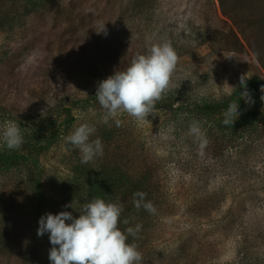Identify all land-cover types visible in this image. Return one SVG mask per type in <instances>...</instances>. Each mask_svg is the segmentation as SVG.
<instances>
[{"label": "rangeland", "instance_id": "rangeland-1", "mask_svg": "<svg viewBox=\"0 0 264 264\" xmlns=\"http://www.w3.org/2000/svg\"><path fill=\"white\" fill-rule=\"evenodd\" d=\"M233 1L225 0L223 13L218 0H149L138 7L133 0H0V128L15 121L30 134L19 150L0 147L17 155L9 169L0 168V216L8 218L0 264H51L49 233L38 237V222L47 213L69 212L65 187L75 185L70 178L81 153L66 137L82 123L95 125L91 139L113 133L102 142L104 150L117 149L129 169L158 162L177 205L197 197L203 206L193 218L157 217L164 230L144 246L155 257L147 264H166L165 254L174 264H264V93L249 90L259 106L252 126L240 124L250 107L239 99L242 75L264 78V0ZM103 25L106 36L96 32ZM203 33H211L208 40H200ZM163 42L179 56L165 98L176 100L173 109L156 107L143 122L123 114L120 127L111 119L104 124L96 96L85 100L96 95L99 82ZM231 100L242 112L232 128L222 123L227 108L200 109L207 103L228 107ZM193 120L209 141L203 155L189 135ZM40 195L59 210L37 208ZM182 237L190 239L183 247Z\"/></svg>", "mask_w": 264, "mask_h": 264}, {"label": "clouds", "instance_id": "clouds-1", "mask_svg": "<svg viewBox=\"0 0 264 264\" xmlns=\"http://www.w3.org/2000/svg\"><path fill=\"white\" fill-rule=\"evenodd\" d=\"M96 32L107 35L105 25ZM178 62V53L170 43L153 44L146 53H138L125 70L116 71L114 75L99 82L95 96L104 110L102 122L108 124L111 119L120 127L122 121L119 117L123 114L137 122L148 120L150 115L155 116L156 104L174 88L173 78ZM239 86L243 89L239 99H243L248 106L254 104L247 88V79L243 75ZM261 92L264 93V86ZM231 95L229 91L228 96ZM261 100H264V95ZM223 115L222 123L232 127L242 115L238 101L231 100ZM96 131L95 125L82 123L66 137V141L81 153L82 164L93 163L104 155L101 139H91ZM189 135L198 142L199 154L203 155L209 141L199 121L193 120L190 123ZM25 142L21 127L15 121L5 122L0 128V147L19 150ZM146 196L147 193L143 191L135 192L133 206L137 211L143 208L154 215L157 209L151 201H146ZM65 207H73V203ZM123 212L121 204L96 197L82 204L78 218L67 211L42 215L38 222L37 236L49 233L51 264H143V255L137 243L128 242L130 236L133 240L139 238L142 225L136 224L135 227L121 230V223L129 224L127 218L121 220Z\"/></svg>", "mask_w": 264, "mask_h": 264}, {"label": "trees", "instance_id": "trees-1", "mask_svg": "<svg viewBox=\"0 0 264 264\" xmlns=\"http://www.w3.org/2000/svg\"><path fill=\"white\" fill-rule=\"evenodd\" d=\"M134 6H147L149 4V0H133ZM157 2L162 0H156ZM237 4L241 3L240 1L234 0L233 6H236ZM218 3L221 7V10L223 13H225V0H218ZM254 9V8H253ZM253 11V10H252ZM170 24V23H169ZM123 35L129 36V34L123 30ZM214 32H212L213 35ZM205 34V33H203ZM211 33H206L205 35L199 37L200 40L205 38H209V35ZM211 35V36H212ZM248 90H254L258 89L261 90V87L264 86V78H257L255 79H249L247 81ZM243 90V89H242ZM32 93V92H31ZM30 92L28 94H31ZM35 95L31 94V97H34ZM39 99L41 100L39 105L44 103V95H38ZM93 98V99H91ZM90 99L85 100L86 102L89 100L95 99V94L92 95ZM167 98V97H165ZM162 99L156 104V107L161 109H173V105L175 104L174 100H166ZM47 101V99H45ZM38 108V106H36ZM249 111L247 112L245 116V120L241 122L240 124H245L246 126H252L254 121L258 118L259 113V106L256 104H252L249 106ZM221 108H227L226 106H219L214 104H203L200 106V109H203L205 111H216ZM47 117L50 114L48 111L44 113ZM69 116V120L72 122L74 118L71 115ZM41 119V118H40ZM38 118V120H40ZM235 126V123L232 125V127ZM229 127V128H232ZM227 128V126H226ZM32 130L30 131L31 134L34 133ZM30 135V134H29ZM27 135V136H29ZM26 143H28L26 138ZM114 137L113 133L110 131H102L101 134V140L104 141H110ZM35 138V136H34ZM42 145H36V151L41 148ZM105 147V146H104ZM34 148V147H33ZM116 149V148H114ZM38 150V151H39ZM16 154L14 153H0V168L3 170L9 169L8 166H12L16 163ZM106 157H111L113 160H106ZM120 154L116 150H104V155L101 157L104 161L100 167H94L93 164H82L79 163L78 165L75 164V171L73 170V175L70 179H73L75 181V185L71 186L72 183L69 182V189L66 186V183H63L62 186L65 187V190L69 192L67 196H69V204L73 203V207H69V212H73V217L78 218L81 212V206L84 203H88L92 201L94 198L99 197L104 199L106 202H114L119 203L123 206L124 212L122 213L121 220L127 218L129 220L128 225H124L123 223L120 224L121 230H124L126 227H135L136 224H141L142 229L140 231L139 238L133 240V238L130 236L128 239L129 243L135 242L138 245V250L142 253V255L145 256L143 259V264H147V260H153L155 257L154 255L150 254L148 250L144 247L146 244L150 243V240L154 239V242L159 240L162 236V229L164 230V227L161 228V225L163 222L160 221V223L157 221V217L160 215H168L173 219L179 218L183 216L184 214L187 215L190 218L195 217V214L200 211V209L203 208L199 207V204L197 203V197H192L190 201L186 204L177 205L175 201L172 199L173 196L170 194V192H167V184L165 182L167 175L163 174V172H160V168H156L158 162H153V164L146 167L138 168L139 170H132L129 169L127 163L124 158L119 159ZM100 158V157H98ZM96 162V161H95ZM38 177V175H37ZM163 180V181H162ZM72 181V180H71ZM33 183L36 184L37 190L39 191V187L41 186V182L38 178L33 179ZM72 187V188H71ZM137 191H143L147 193L146 201H151L156 209V214H150L143 208H141L139 211L136 210V208L133 206V194ZM25 197V196H24ZM28 200V199H27ZM27 200H22V203H26ZM202 200V199H201ZM37 208L43 206V204H49L50 206H53V208L58 209L57 203L52 200H47L46 198H43L42 195L39 196ZM64 204V202H62ZM62 204V205H63ZM60 205V206H62ZM14 206V205H13ZM52 208V209H53ZM38 209H36L37 211ZM7 216L3 215L0 216L1 221V227H0V245L2 244L5 247L4 240L6 232H4V229L6 230L8 225ZM180 219V218H179ZM71 222V221H70ZM4 226V227H3ZM8 240V239H7ZM11 240V239H10ZM189 238H180L177 242L178 244L181 243V247L185 246L187 242H189ZM176 242V243H177ZM189 244L186 245V247ZM185 247V248H186ZM144 249L147 250V253H144ZM157 254V253H156ZM182 254V253H179ZM165 256L168 259H171L167 261L166 264H174V259L172 255L165 254ZM187 263V262H186ZM185 263V264H186Z\"/></svg>", "mask_w": 264, "mask_h": 264}]
</instances>
